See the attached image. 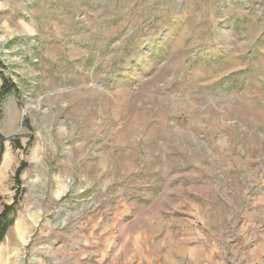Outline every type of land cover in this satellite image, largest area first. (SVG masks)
Instances as JSON below:
<instances>
[{"label": "rangeland", "instance_id": "obj_1", "mask_svg": "<svg viewBox=\"0 0 264 264\" xmlns=\"http://www.w3.org/2000/svg\"><path fill=\"white\" fill-rule=\"evenodd\" d=\"M0 59V264H264V0H0Z\"/></svg>", "mask_w": 264, "mask_h": 264}, {"label": "trees", "instance_id": "obj_2", "mask_svg": "<svg viewBox=\"0 0 264 264\" xmlns=\"http://www.w3.org/2000/svg\"><path fill=\"white\" fill-rule=\"evenodd\" d=\"M6 66L3 61L0 59V100L8 97L11 94L17 93L19 91V87L16 82L9 77L6 72ZM5 139L3 137L0 138V165L3 161V155L5 152L4 146ZM21 148L19 144L17 146ZM23 172V168H19L16 172L15 180L18 187H21L22 180L21 174ZM21 196H19V192L15 195V200L11 204H6L3 210L0 213V243L4 240L9 228L13 225L15 221V215L17 212V207L20 203Z\"/></svg>", "mask_w": 264, "mask_h": 264}]
</instances>
